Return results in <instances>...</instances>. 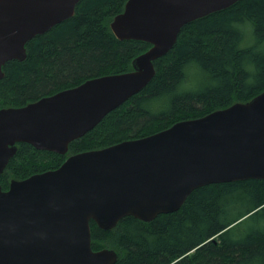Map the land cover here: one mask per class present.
Masks as SVG:
<instances>
[{
    "label": "water",
    "instance_id": "95a60500",
    "mask_svg": "<svg viewBox=\"0 0 264 264\" xmlns=\"http://www.w3.org/2000/svg\"><path fill=\"white\" fill-rule=\"evenodd\" d=\"M81 0H0L3 66L27 57V43L70 18ZM239 0H127L111 29L152 46L133 70L89 78L19 107L0 108V176L17 142L65 154L156 74L154 61L181 29ZM264 179V90L156 133L70 155L56 168L0 183V264H115L112 248L95 250L91 221L104 229L126 215L145 221L177 211L198 187Z\"/></svg>",
    "mask_w": 264,
    "mask_h": 264
},
{
    "label": "trees",
    "instance_id": "16d2710c",
    "mask_svg": "<svg viewBox=\"0 0 264 264\" xmlns=\"http://www.w3.org/2000/svg\"><path fill=\"white\" fill-rule=\"evenodd\" d=\"M127 0H81L70 18L27 43L0 79V108L19 107L89 78L133 70L152 45L111 29ZM156 74L61 154L21 143L1 182L56 169L72 154L144 137L204 116L264 90V0H239L184 25L174 47L154 61ZM241 204L243 207H241ZM95 250L115 264H264V179L196 188L180 209L145 221L126 215L104 229L91 221Z\"/></svg>",
    "mask_w": 264,
    "mask_h": 264
},
{
    "label": "flooded vegetation",
    "instance_id": "af4514ba",
    "mask_svg": "<svg viewBox=\"0 0 264 264\" xmlns=\"http://www.w3.org/2000/svg\"><path fill=\"white\" fill-rule=\"evenodd\" d=\"M82 83H83V82H82ZM76 86H77V85H76ZM70 88H71V87H70ZM21 143H27V142H17V146H18L17 152L15 153L14 156H12V157L10 158V161H11V160L16 156V154L18 153V151H19V149H20V144H21ZM29 144H30V143H29ZM31 145H32V144H31ZM33 147H35V146H33ZM35 148H36V147H35ZM36 149H38V148H36ZM39 150H44V149H39ZM47 151H50V150H47ZM61 154H62V153H61ZM65 154H66V153H65ZM10 161H9V163H10ZM9 163H8V165H9ZM8 165L6 166L4 172H3V173L1 174V176H0V183H1V185H2V187H3L4 190H8V189H9V187H10V183H11V181H12L13 179L21 180V179H25V178H27V177H29V176L35 174V173L44 172V171L35 172V173H32L31 175H29V176H27V177H23V178H14V177H10V183H9V186H8V188H5L4 185H3L2 182H1V177H2V175L5 173V171H6L7 167H8ZM45 171H46V170H45Z\"/></svg>",
    "mask_w": 264,
    "mask_h": 264
},
{
    "label": "rangeland",
    "instance_id": "374dc122",
    "mask_svg": "<svg viewBox=\"0 0 264 264\" xmlns=\"http://www.w3.org/2000/svg\"><path fill=\"white\" fill-rule=\"evenodd\" d=\"M241 207H243V205L241 204Z\"/></svg>",
    "mask_w": 264,
    "mask_h": 264
}]
</instances>
